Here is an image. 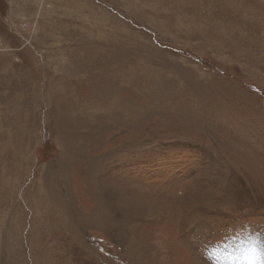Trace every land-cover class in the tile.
I'll return each instance as SVG.
<instances>
[{
  "label": "rangeland",
  "instance_id": "374dc122",
  "mask_svg": "<svg viewBox=\"0 0 264 264\" xmlns=\"http://www.w3.org/2000/svg\"><path fill=\"white\" fill-rule=\"evenodd\" d=\"M0 264H264V0H0Z\"/></svg>",
  "mask_w": 264,
  "mask_h": 264
}]
</instances>
